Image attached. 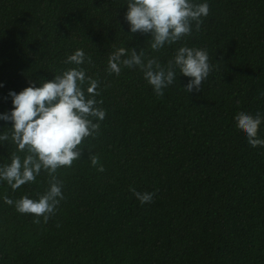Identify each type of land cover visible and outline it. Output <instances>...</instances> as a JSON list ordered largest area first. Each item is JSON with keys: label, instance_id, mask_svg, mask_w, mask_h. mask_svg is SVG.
<instances>
[{"label": "trees", "instance_id": "trees-1", "mask_svg": "<svg viewBox=\"0 0 264 264\" xmlns=\"http://www.w3.org/2000/svg\"><path fill=\"white\" fill-rule=\"evenodd\" d=\"M196 2L210 6L200 31L154 51L149 34L129 31L127 0H0V114L12 110L10 91L76 67L64 61L77 49L91 57L80 67L100 81L106 110L81 158L56 173L64 199L47 223L4 201L38 199L47 173L16 191L0 181V264H264V146L252 147L234 119L264 114V0ZM185 45L214 66L200 92L184 90L179 69L163 97L138 66L106 71L120 47L163 66ZM11 126L0 120V134ZM13 152L0 142V166Z\"/></svg>", "mask_w": 264, "mask_h": 264}, {"label": "clouds", "instance_id": "clouds-1", "mask_svg": "<svg viewBox=\"0 0 264 264\" xmlns=\"http://www.w3.org/2000/svg\"><path fill=\"white\" fill-rule=\"evenodd\" d=\"M210 13L207 2L196 0H127L125 21L131 33L149 34L150 47L158 51L166 44L172 45L192 35L193 25L200 31L203 18ZM144 51L132 48H118L108 58L107 73L119 75L121 66L139 67L144 79L151 85L158 97H163L164 89L177 79L176 70L190 80L184 90L191 93L200 92L202 83L213 71L206 50L188 46L179 47L166 65L156 59L144 61ZM87 59L82 49H77L64 61L76 67L62 71L54 79L43 82L39 87L29 81L30 86L19 93L10 91L12 110L0 114V120L10 121V132L0 134V142L11 140L16 145L10 164L0 166V181H6L13 191L26 183H35L41 172L47 173L49 188L44 194H38L34 200L27 195L13 201L7 195L4 201L13 205L20 214H32L33 223H47L55 213L60 201L63 182L56 173L62 167H72L73 162L83 155L79 147L89 137L95 138L100 123L106 117V110L99 107L103 100L100 96V81L86 75L80 67ZM86 86V88H85ZM0 87H3L0 84ZM236 128L242 131L252 147L264 146V140L257 138L264 114L257 112L255 116L239 112L235 116ZM96 121V122H94ZM17 152H24L23 160ZM92 166L100 165L99 157L90 155ZM99 171H103L100 165ZM141 204L151 203L154 192H138L130 188ZM59 226V225H58Z\"/></svg>", "mask_w": 264, "mask_h": 264}]
</instances>
